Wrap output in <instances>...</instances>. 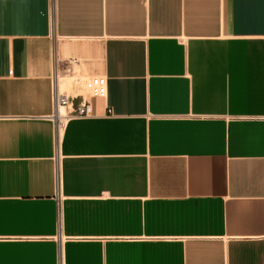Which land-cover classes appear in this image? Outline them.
I'll return each instance as SVG.
<instances>
[{
    "label": "crops",
    "instance_id": "obj_1",
    "mask_svg": "<svg viewBox=\"0 0 264 264\" xmlns=\"http://www.w3.org/2000/svg\"><path fill=\"white\" fill-rule=\"evenodd\" d=\"M0 264H264V0H0Z\"/></svg>",
    "mask_w": 264,
    "mask_h": 264
},
{
    "label": "built area",
    "instance_id": "obj_2",
    "mask_svg": "<svg viewBox=\"0 0 264 264\" xmlns=\"http://www.w3.org/2000/svg\"><path fill=\"white\" fill-rule=\"evenodd\" d=\"M75 63V61H71ZM83 93L75 95L74 98L79 99L76 105H73L69 97L61 92L57 84L53 88L52 99L54 114L53 118L56 121L63 120L67 116L71 117H88L92 114V101L99 98H104L107 93V83L104 77L96 76L84 81L82 85ZM69 108L67 115L62 114L61 109Z\"/></svg>",
    "mask_w": 264,
    "mask_h": 264
}]
</instances>
